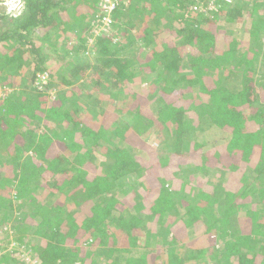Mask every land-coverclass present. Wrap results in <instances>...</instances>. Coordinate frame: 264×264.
Here are the masks:
<instances>
[{"label":"trees","instance_id":"obj_1","mask_svg":"<svg viewBox=\"0 0 264 264\" xmlns=\"http://www.w3.org/2000/svg\"><path fill=\"white\" fill-rule=\"evenodd\" d=\"M125 1L0 10V264H264V0Z\"/></svg>","mask_w":264,"mask_h":264},{"label":"rangeland","instance_id":"obj_2","mask_svg":"<svg viewBox=\"0 0 264 264\" xmlns=\"http://www.w3.org/2000/svg\"><path fill=\"white\" fill-rule=\"evenodd\" d=\"M126 3H127V0L125 1ZM16 7H18V0H6V2H4V3H2L1 4V6H0V10L1 11H6V9L8 8V10H12L13 8L14 9H17ZM222 27V26H221ZM222 28H226V27H222ZM91 28H89V30H90ZM238 30H240V27L239 28H237ZM116 34L117 33V31H113L111 34ZM91 34V33H90ZM46 41L47 42H44V44H43V41H41V43L42 44H40L39 43V45H44V47H43V49H44V51L46 52V54H47V51H48V53L49 54H47V55H51V56H54V52L57 50V48H55V49H51L50 47L51 46H49V43L50 42H53V41H55V39L54 38H47L46 39ZM262 46V45H261ZM47 50V51H46ZM264 56H261V58H263ZM260 60H262V59H260ZM32 73V70H28L27 71V74H26V76H29L30 74ZM40 79H41V76H40ZM29 83L26 81V82H24V84H23V86H26V85H28ZM148 84H150V83H148ZM19 89H21V88H19ZM5 90H8V88H5ZM55 91H53V93H54ZM107 103L108 102H106L105 104H104V108H106V106H107ZM83 104H87V103H85V102H83ZM91 114H95V113H93V112H91ZM97 118V119H96ZM94 120L95 121H100L99 120V118H98V116L96 117V115H95V118H94ZM208 131H207V133L205 132V135H204V137H207V140H211V138L209 137V136H212L213 138H216V139H219V140H221V141H223V142H226V141H231V137L230 136H227V135H225L221 130H218L217 128H215V127H212V128H209V129H207ZM157 133H159V132H154V134L153 133H150L149 135H148V137L145 139V141H147L148 140V142H146V143H149L150 145H152L154 148H156L157 147V145L159 144V142L161 141V134H160V136L157 134ZM124 180H121V183H122V186H126L125 188L127 189V190H132V193L136 196V194L135 193H138L139 195H144V194H148L150 191H149V182L145 179H142V178H139V179H137V180H133V182H129L128 181V179H127V177H124L123 178ZM132 184H134V185H132ZM180 189V188H179ZM132 194V195H133ZM127 196H123V199L125 198V200H124V203L126 204H132L133 205V199H131V198H126ZM42 200H44V199H42ZM41 200V201H42ZM135 208H130V211H128L129 213H136V211L134 210ZM10 232L11 231V229H9L6 225L2 228V229H0V246H4V247H7L6 245H5V243H8L9 241H11L12 239H13V237L11 236V235H9V236H7L6 234H5V232ZM11 233V232H10ZM8 238V242H7V239ZM32 242L30 243V244H28V245H23V246H21L20 247V251H21V253H28L29 254V259H35L34 258V256L36 255L35 254V252H36V247H38V246H40L41 245V242L37 239V238H35V239H32L31 240ZM14 245H16L17 246V244H16V242L15 241H13L12 242V244L11 243H9V247H8V250L9 251H11L12 249H13V247H15ZM105 247V246H104ZM32 251V252H31ZM30 252V253H29ZM22 255V254H21ZM22 257H23V255H22ZM26 259V258H25ZM23 261H25V260H23ZM26 262V264H29V262L28 261H25Z\"/></svg>","mask_w":264,"mask_h":264},{"label":"built area","instance_id":"obj_3","mask_svg":"<svg viewBox=\"0 0 264 264\" xmlns=\"http://www.w3.org/2000/svg\"><path fill=\"white\" fill-rule=\"evenodd\" d=\"M100 7H101V13L100 17L97 19H93L90 24V33L92 34V37L97 36H109L112 32V13L114 12L115 8L118 5V0H99ZM206 0H195V5L193 6V9L196 11H206V10H216L215 6V0H208L209 3L205 4ZM228 3H233L235 0H225ZM18 4L20 2L18 1ZM47 75L41 76L40 81L38 82L37 86L39 89L42 88L41 83H46ZM26 261L29 262V264H42L40 260L38 259V256H34L35 259H29V254L26 253Z\"/></svg>","mask_w":264,"mask_h":264},{"label":"clouds","instance_id":"obj_4","mask_svg":"<svg viewBox=\"0 0 264 264\" xmlns=\"http://www.w3.org/2000/svg\"><path fill=\"white\" fill-rule=\"evenodd\" d=\"M20 2V0H18Z\"/></svg>","mask_w":264,"mask_h":264},{"label":"crops","instance_id":"obj_5","mask_svg":"<svg viewBox=\"0 0 264 264\" xmlns=\"http://www.w3.org/2000/svg\"><path fill=\"white\" fill-rule=\"evenodd\" d=\"M218 129V128H217ZM218 130H220V129H218Z\"/></svg>","mask_w":264,"mask_h":264}]
</instances>
